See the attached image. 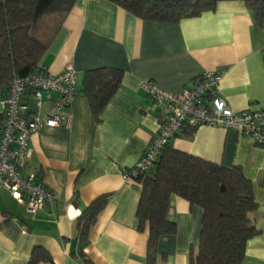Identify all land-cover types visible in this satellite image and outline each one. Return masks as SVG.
I'll return each mask as SVG.
<instances>
[{"label": "crops", "instance_id": "1", "mask_svg": "<svg viewBox=\"0 0 264 264\" xmlns=\"http://www.w3.org/2000/svg\"><path fill=\"white\" fill-rule=\"evenodd\" d=\"M30 33L47 46L38 67L59 74L71 65L78 93L68 127L42 128L30 139L28 168L51 191L53 204L30 217L0 187V264H30L36 247L52 259L38 264H84L80 252L92 264H146L148 232L138 231L136 218L140 184L124 180L121 171L140 159L166 109L141 85L153 81L180 93L204 72L223 71L219 90L232 110L264 108V24L241 1L163 23L138 18L110 0H77L67 13L41 17ZM99 67L121 69L123 76L96 117L82 89L85 72ZM2 97L0 91V119ZM185 128L170 142L174 149L240 166L251 181L256 209L250 219L259 233L248 240L241 264H264V149L231 129L199 126L187 135ZM103 195L106 203L80 243L82 211ZM166 213L176 232L158 240L156 264H188L202 210L172 195Z\"/></svg>", "mask_w": 264, "mask_h": 264}, {"label": "trees", "instance_id": "2", "mask_svg": "<svg viewBox=\"0 0 264 264\" xmlns=\"http://www.w3.org/2000/svg\"><path fill=\"white\" fill-rule=\"evenodd\" d=\"M77 0H0V91L6 94L11 80L30 75L47 46L30 33L41 17L69 12ZM144 19L178 23L204 12L214 11L222 1H241L258 24H264V0H110ZM123 71L99 67L85 72L83 92L97 117L120 87ZM192 135L195 128H185ZM136 208L137 229L148 232L146 264H156V246L163 236L176 232L168 219L170 198L176 195L190 206L202 210L201 230L195 247L188 254V264H241L248 240L259 231L251 223L256 209L253 187L240 166L225 167L166 145L153 168L141 177ZM107 200L103 195L85 207L78 220L79 242ZM84 264H92L80 252ZM164 258V256L162 255ZM50 262V255L36 247L30 264Z\"/></svg>", "mask_w": 264, "mask_h": 264}, {"label": "built area", "instance_id": "3", "mask_svg": "<svg viewBox=\"0 0 264 264\" xmlns=\"http://www.w3.org/2000/svg\"><path fill=\"white\" fill-rule=\"evenodd\" d=\"M260 52L264 61V47ZM222 76L223 71L204 72L180 93L165 91L153 81L142 83L141 89L166 111L140 159L122 169L124 180L139 183L153 168L162 149L184 127L231 129L264 149V108L232 110L219 90ZM77 82V72L69 64L59 74H50L38 67L28 76L14 77L2 97L0 187L17 204L25 206L30 217L54 202L53 194L37 171L28 168L32 156L31 136L42 128L69 126V110L78 93ZM45 103L49 105L44 111Z\"/></svg>", "mask_w": 264, "mask_h": 264}, {"label": "rangeland", "instance_id": "4", "mask_svg": "<svg viewBox=\"0 0 264 264\" xmlns=\"http://www.w3.org/2000/svg\"><path fill=\"white\" fill-rule=\"evenodd\" d=\"M50 16V15H49Z\"/></svg>", "mask_w": 264, "mask_h": 264}]
</instances>
